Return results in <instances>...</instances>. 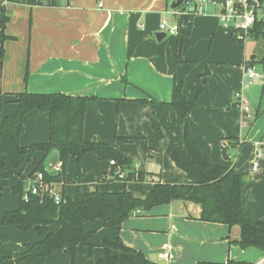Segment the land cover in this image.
<instances>
[{"label": "crops", "instance_id": "obj_1", "mask_svg": "<svg viewBox=\"0 0 264 264\" xmlns=\"http://www.w3.org/2000/svg\"><path fill=\"white\" fill-rule=\"evenodd\" d=\"M46 1L0 0V20L6 16L5 33L14 37L3 42L0 117L14 113V92L92 96L84 115L83 139L115 145L131 159V170L144 174L142 181L125 182L122 176L127 170L116 168L111 174L110 160L87 152L79 164L74 157L68 159L65 181L55 187L69 197L77 188L83 192L126 188L143 197L157 179L186 183V174L166 153L168 144L183 133L176 109L167 104L176 81L182 82L183 94L193 102L187 121L200 149L213 163L251 177L242 188V203L256 220L264 221V154L258 168L251 170L258 144L264 152V83L245 82L244 64L255 54L246 57L245 44L220 27L217 11L177 15V6H172L176 0H56L55 5ZM163 20L176 25L177 31L157 39ZM177 53L181 61L175 62ZM237 91L248 99L254 117L247 125L235 103ZM153 122L160 127L161 138L155 137ZM117 135L131 139L125 142ZM48 136L49 114L26 113L19 143H42ZM145 141L157 150L144 152L143 163H135V146L142 148ZM223 145L232 155L229 158L223 155ZM43 155L36 151L33 159L40 161ZM34 166L26 162L9 177L0 194V218L18 207L19 197L12 189L21 176L27 184ZM199 215L198 204L174 200L149 210L137 208L118 227H104L100 220L87 222L85 228L94 231L93 254L87 256L86 247L79 246L76 264H94L101 255V242L115 237L154 264L264 263L263 251L235 243L238 226L203 221ZM38 239L35 228L20 231L11 224L0 225V254L13 256L25 243ZM45 264H71V260L57 251L46 257Z\"/></svg>", "mask_w": 264, "mask_h": 264}, {"label": "trees", "instance_id": "obj_2", "mask_svg": "<svg viewBox=\"0 0 264 264\" xmlns=\"http://www.w3.org/2000/svg\"><path fill=\"white\" fill-rule=\"evenodd\" d=\"M42 3V0H39ZM46 4L55 5L56 0H47ZM6 16L0 20V60L3 57V42L14 38L6 35ZM250 38L264 40V22H257L250 32ZM238 42V41H237ZM242 43V42H240ZM181 61L179 53L175 62ZM248 62L259 65L264 73V55H251ZM26 62L24 82L27 80ZM182 82H173L171 99L168 105L176 109L183 124L182 137H175L166 148V153L175 166L187 176L186 183H172L155 180L144 197L134 196L126 188L120 191H100L94 189L83 192L78 188L72 197L62 193L61 201L56 204L47 194H31L26 191L24 177L13 187L19 197L18 207L7 210L0 218V225H14L20 231L35 228L39 239L25 243L22 250L13 256L0 254V264H45L50 254L62 251L76 264V252L79 246H85L87 256H92L94 245L90 242L93 230H87L85 223L100 220L104 227H118L137 208L149 210L154 206L168 204L174 200L190 201L200 206L199 219L208 222L238 226L240 233L235 243L241 248L255 247L264 252V221L256 220L251 211L242 203V188L247 182L244 174L237 173L233 167L213 163L210 157L199 147L188 124L187 115L193 102L183 94ZM201 88L198 89L196 98ZM16 103L14 113L0 117V194L9 183V177L26 162L34 163V169L28 177L41 172L46 182L65 181L66 164L74 157L78 164L87 152H93L100 160H113L110 173L116 168L127 170L122 176L128 180H143L144 174L131 170L132 161L113 144L87 142L83 139V121L89 101L94 99L86 95H69L61 92L33 93L26 90L14 92ZM144 103L142 99L137 100ZM155 102V101H153ZM164 103L157 102V106ZM31 110L49 114V136L46 142L22 146L19 137L23 132V118ZM255 116V115H254ZM155 137L162 133L157 123H152ZM118 140L128 142L131 137L116 136ZM234 146H237L235 140ZM264 146V145H263ZM228 148L223 145L222 152L229 158ZM52 150L60 156L61 170L47 171L46 159ZM36 151L43 152L40 161L33 159ZM120 173V172H119ZM150 174V173H149ZM147 174V176L149 175ZM80 175L77 172L76 178ZM116 176H119L117 174ZM27 192V199H23ZM101 255L94 264H154L141 251L125 245L119 237L103 240L100 244ZM201 261L196 264H232ZM264 264V263H263Z\"/></svg>", "mask_w": 264, "mask_h": 264}, {"label": "built area", "instance_id": "obj_3", "mask_svg": "<svg viewBox=\"0 0 264 264\" xmlns=\"http://www.w3.org/2000/svg\"><path fill=\"white\" fill-rule=\"evenodd\" d=\"M192 9V10H191ZM212 9L217 11L219 25L233 35L238 42H244L250 39V32L257 22H264V0H180V3L174 9L177 15H192L195 13H204ZM159 29L168 34H175L177 26L168 24L163 20L159 24ZM245 82L251 83L261 76L257 64L248 62L244 64ZM235 103L240 108L243 124L247 125L250 119L249 101L240 91L235 93ZM251 170L255 171L259 164L258 161L264 154L261 146L257 145ZM111 164L114 163L110 160ZM61 162L58 161L52 167L56 172L61 170ZM56 183L43 180L41 172L34 173L27 179L26 191L31 194H47L54 203L58 204L62 199V193L55 187ZM27 192L23 199H27Z\"/></svg>", "mask_w": 264, "mask_h": 264}, {"label": "rangeland", "instance_id": "obj_4", "mask_svg": "<svg viewBox=\"0 0 264 264\" xmlns=\"http://www.w3.org/2000/svg\"><path fill=\"white\" fill-rule=\"evenodd\" d=\"M245 44V47H246V57L248 58L250 56V54L254 53L257 57H261L264 55V40L263 39H247L243 42ZM3 54H4V51H3ZM258 69L260 70L261 72V76L257 79L254 80V82H259V83H264L262 81V77H263V70L261 67H258ZM251 106V104H250ZM253 110V109H252ZM250 117H251V121L254 120V117H253V114H252V111L250 109ZM246 129H248V127L246 126L245 127ZM143 148V150H142ZM140 148V147H137L135 146V156H134V159H135V163H143L144 161V152L147 153L149 152L150 150H157L156 148L154 149L147 141H145V144L143 145V147ZM146 156V155H145ZM148 156V155H147ZM131 160V159H130ZM156 161V158L154 159V162ZM157 162V161H156ZM147 172H150V171H147ZM151 173V172H150ZM155 174H158L155 173ZM15 176V173L12 174ZM11 175V176H12ZM245 177L248 179V182H251V177H247L245 175ZM29 178V177H28ZM10 180V178H9ZM150 179H148L149 181ZM129 181V180H128ZM142 181V180H140ZM99 190V189H98ZM146 195V194H145ZM144 195V196H145ZM135 196V195H134ZM143 196V197H144ZM138 197V196H137ZM19 203V202H18ZM76 262V260H75Z\"/></svg>", "mask_w": 264, "mask_h": 264}, {"label": "water", "instance_id": "obj_5", "mask_svg": "<svg viewBox=\"0 0 264 264\" xmlns=\"http://www.w3.org/2000/svg\"><path fill=\"white\" fill-rule=\"evenodd\" d=\"M179 3H180V0H176V1H174V2L172 3V6L175 7V6H177ZM191 10H192V9H191ZM164 36H165V33H164V32H157V33H156V38H157V39H160L161 37H164ZM59 159H60V156H59L58 151H57V150H52V151L50 152L49 159H48V161H47V163H46V167H45V169H46L47 171L51 170L52 167L55 165V163L59 161ZM117 172H118V171H117Z\"/></svg>", "mask_w": 264, "mask_h": 264}]
</instances>
